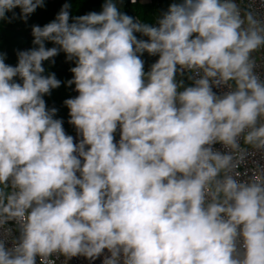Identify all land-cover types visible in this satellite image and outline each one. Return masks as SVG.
<instances>
[{
	"label": "clouds",
	"instance_id": "clouds-1",
	"mask_svg": "<svg viewBox=\"0 0 264 264\" xmlns=\"http://www.w3.org/2000/svg\"><path fill=\"white\" fill-rule=\"evenodd\" d=\"M43 2L0 0V19ZM69 8L33 26L38 48L16 66L0 55V264H264V171L237 170L264 153V16L178 0L153 26L105 0L69 23ZM60 52L75 64L64 104L78 141L43 98L61 86L43 67ZM144 53L158 56L147 72Z\"/></svg>",
	"mask_w": 264,
	"mask_h": 264
},
{
	"label": "trees",
	"instance_id": "trees-1",
	"mask_svg": "<svg viewBox=\"0 0 264 264\" xmlns=\"http://www.w3.org/2000/svg\"><path fill=\"white\" fill-rule=\"evenodd\" d=\"M104 2L105 0H44L43 6L37 7L26 20L21 18V9L19 7L6 12L5 18L0 19V55H3L6 64L16 66L19 52L38 48V45L33 43V26L43 27L54 21L65 4L70 5L69 23H72L76 17L90 12H101ZM173 2H178V0H153L152 3L147 5H130L124 11L118 10L133 18L138 17L142 23L153 25ZM114 3H116V0H114ZM135 35L138 39H144L140 33H135ZM44 43L46 48L58 47L51 41H45ZM141 58L145 61V72L149 71L150 66L154 63L152 56L144 53ZM53 59L55 61L54 64L51 61L43 62V67L46 70L44 74L55 73L56 78L61 81V86L51 90V94L45 95L43 98L48 109H57L54 118L62 119L63 128H66L71 135L75 127L68 122L70 119L69 109L64 104V101L74 98L71 89L72 85L68 86L67 81L72 79L73 74L70 69L75 64L66 60V54L63 52H60ZM189 76L188 73H185L183 77L178 76L177 79H183L184 86H191V80L188 79ZM14 81L22 83L18 76L14 77Z\"/></svg>",
	"mask_w": 264,
	"mask_h": 264
},
{
	"label": "built area",
	"instance_id": "built-area-1",
	"mask_svg": "<svg viewBox=\"0 0 264 264\" xmlns=\"http://www.w3.org/2000/svg\"><path fill=\"white\" fill-rule=\"evenodd\" d=\"M153 0H136L135 3H132V0H116L117 2V8L121 11H124L127 6L130 5H147L152 3ZM236 2L241 7L242 11L245 10H253L259 12L260 15L264 16V6H262V0H236ZM156 25V22L153 24V26ZM142 36V35H141ZM145 40L148 38L145 36H142ZM253 56L256 59L257 62V68L256 71L259 72L264 78V51H259L256 53H253ZM153 61L155 62L158 59V56H152ZM190 76L192 73L186 72ZM192 84V81H191ZM72 93L74 97L78 95V92L75 91V85H72L71 87ZM227 89H214L218 94L221 91H226ZM66 134L70 135L68 130L64 128ZM74 139L78 141L79 137L77 136L76 129H74L73 134H71ZM116 140H119V130H117V133L115 134ZM243 145V142H241ZM215 147L217 149L221 148L220 144H216ZM246 147V146H244ZM238 171H240L242 174L247 173V176H251L253 173H257L259 171H264V153L254 152L251 150H248L242 154V159L238 161ZM242 178H247L245 176H242ZM5 228L12 229L11 239L12 237L18 238L20 235V231L18 229V226L14 222H10L9 224L4 226ZM0 231H3L0 229ZM11 246V245H9ZM105 254H107V250H105ZM51 259L55 261V264H101L103 257L100 259L95 260L94 262H90L88 259H86L83 256H77L72 258H66L63 255L53 256ZM37 264H39V257H37Z\"/></svg>",
	"mask_w": 264,
	"mask_h": 264
},
{
	"label": "water",
	"instance_id": "water-1",
	"mask_svg": "<svg viewBox=\"0 0 264 264\" xmlns=\"http://www.w3.org/2000/svg\"><path fill=\"white\" fill-rule=\"evenodd\" d=\"M116 6H117V2H116ZM134 20H137V21H139L140 23H142L141 20H140L138 17H134Z\"/></svg>",
	"mask_w": 264,
	"mask_h": 264
}]
</instances>
